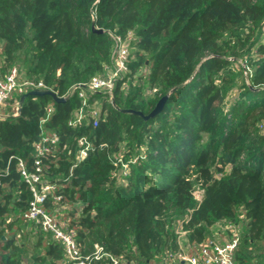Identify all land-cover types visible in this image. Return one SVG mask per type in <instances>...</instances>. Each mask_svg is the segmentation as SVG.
<instances>
[{"label":"trees","instance_id":"obj_1","mask_svg":"<svg viewBox=\"0 0 264 264\" xmlns=\"http://www.w3.org/2000/svg\"><path fill=\"white\" fill-rule=\"evenodd\" d=\"M109 32L134 33L116 106L149 115L168 95L163 109L144 119L96 93L97 125L87 108L73 126L75 92L62 103L28 97L0 120V264H69L24 218L33 195L18 160L33 169L34 143L51 134L59 140L42 166L55 190L44 207L69 219L84 255L98 244L122 264H155L181 249L179 222L187 246L226 221L243 225L236 263L264 264V0H0V79L17 66L66 96L106 73Z\"/></svg>","mask_w":264,"mask_h":264},{"label":"built area","instance_id":"obj_2","mask_svg":"<svg viewBox=\"0 0 264 264\" xmlns=\"http://www.w3.org/2000/svg\"><path fill=\"white\" fill-rule=\"evenodd\" d=\"M109 35L114 41V48L110 64L106 66V73L93 77L87 83L74 85L69 93L63 96V98H70L73 93L77 92L78 97L83 101L82 108L75 113L76 119L72 122L73 126L81 124L84 111L87 108H89L87 114L93 117V124L96 126L98 111L92 109V106L89 107V96L96 93L111 96L116 83L124 80L130 73L129 64L132 60L134 33L129 32L125 37L113 32H109ZM140 71L138 73L148 74L147 68H144L143 72ZM38 88L49 87L42 81L25 78L19 67H13L4 78L0 79V120L18 116L19 110L26 100H22V97L31 90ZM15 95L22 97L20 100L15 101L14 111L10 113L6 109L9 108L10 102L15 99ZM47 112L49 115L52 108H48ZM259 129L264 135V123L259 124ZM58 140L59 137L56 134H51L44 135L34 143L33 169H28L22 159L18 160L19 170L33 195L30 208L24 213L25 220L40 224L42 230L51 234L54 240L60 242L64 248L66 262L69 264H90L93 260H100L104 257L110 259V264H122L121 258H115L106 253L103 247L98 244L95 245V252L92 255H84L77 240L76 231L69 227V219L60 214L59 208L49 211L44 207L47 196L52 194L55 186L46 181L42 162L53 151ZM79 142L84 145L85 140L81 139ZM87 148L86 146L80 151L79 160L86 156ZM60 199L59 196L54 197L55 201ZM239 245L240 226L231 225L227 237L223 239L207 238L200 244L187 245L186 250L181 248L176 252H168L155 264H237L236 253Z\"/></svg>","mask_w":264,"mask_h":264},{"label":"water","instance_id":"obj_3","mask_svg":"<svg viewBox=\"0 0 264 264\" xmlns=\"http://www.w3.org/2000/svg\"><path fill=\"white\" fill-rule=\"evenodd\" d=\"M92 30L95 31V32H102L103 30L101 29H98V28H95L94 26H92ZM44 95H48V96H51L52 99L57 102V103H62V102H65L67 101L69 98H63V97H59L57 95V93H55L54 91H52L51 89L49 88H38V89H34V90H31L30 92H28L27 94H25L23 97H22V100H25L27 99L28 97H36V96H44ZM168 98V95L162 97L156 104L155 108L151 111V113L149 115H144L142 111H136V110H133V109H120L116 106L114 100H113V94H111V100H112V104L117 108L119 109L121 112L123 113H126V114H134V115H138V116H141L143 117L144 119H148L150 117H153V116H156L158 114H160V112L162 111L163 109V106L166 102ZM20 112V110H19Z\"/></svg>","mask_w":264,"mask_h":264},{"label":"rangeland","instance_id":"obj_4","mask_svg":"<svg viewBox=\"0 0 264 264\" xmlns=\"http://www.w3.org/2000/svg\"><path fill=\"white\" fill-rule=\"evenodd\" d=\"M241 64L244 65V62L241 61ZM144 69H142L140 72H143ZM240 92H237L235 95L231 96L227 101L228 102H232L235 99L238 98ZM9 108H7L6 110H8ZM260 123H264V121H261ZM259 123V124H260ZM195 198L197 201H200L202 199V191L200 189H197V191L195 192ZM233 224H230L226 221L223 222H219L218 224H216L215 226H213L210 231H209V236L208 238H217V239H223L225 237H227L229 235V229L230 226ZM243 225H240V236L242 235V227ZM178 234H179V240L181 242V248L183 249H187L185 243V232L182 230V226L181 223L179 222L178 225ZM261 262H264V259H262Z\"/></svg>","mask_w":264,"mask_h":264}]
</instances>
